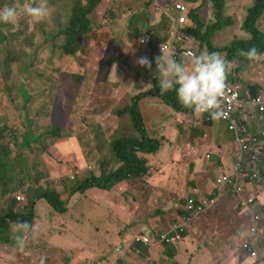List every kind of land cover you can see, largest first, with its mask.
I'll use <instances>...</instances> for the list:
<instances>
[{
  "label": "crops",
  "instance_id": "obj_1",
  "mask_svg": "<svg viewBox=\"0 0 264 264\" xmlns=\"http://www.w3.org/2000/svg\"><path fill=\"white\" fill-rule=\"evenodd\" d=\"M102 1L104 11L101 19L109 2H112ZM148 1H119L126 11L123 7L120 16H114V20L117 18L125 22L123 30L118 24L112 34H99V29L106 27L103 24L99 29L91 31L95 39L98 36H102V39L117 38L118 42L124 43L123 46L118 45L116 54L109 53L108 42L106 48L99 50H78L79 55H73L76 58L67 65L70 70H78L90 78L94 76L95 84L108 88L105 91L109 96L108 105L97 103L94 109H85L92 113L83 112L86 119L84 126L92 127L90 137L94 151H97L104 137L119 138L132 134L134 128L129 113L119 117L113 111L119 106L126 107L136 95L151 89L155 77L160 79L151 57V67L147 68V72H144L145 67L137 63L139 57H147L149 52L139 48V42L133 41L135 38L128 34L142 35L141 30L136 32L134 28L139 18L147 21V14L143 10H146ZM129 4H135L134 8ZM112 7L117 6L112 4L108 8ZM150 12L148 9V15ZM66 19L64 16L62 21ZM164 19L157 15L151 20L149 18L148 23L155 25L164 22ZM41 20L39 23L44 25V33L50 34L52 39H60L54 21L48 17ZM58 21L61 22V19L55 20ZM165 22L168 30L171 23ZM121 31L125 33L123 36ZM59 34L62 37L64 30ZM160 41L165 42L164 38ZM108 54L114 57H109L105 68L100 71V56L103 61ZM126 59L135 69L127 68ZM110 61L112 65L106 68ZM263 62L264 53L258 55L253 63L261 69ZM190 66L189 63L187 67ZM136 69L143 72H138L141 77L135 81L130 77V72L135 75ZM250 70L252 78L249 81L242 83L237 77L243 97L250 95L252 86L257 88L258 94L264 96V74L255 67ZM239 72L240 68L238 75ZM105 74L108 76L107 81L98 83L97 80ZM0 100L3 101L1 97ZM85 101L87 99L83 97L79 104L83 105ZM3 108L0 110L2 113ZM139 108L149 135L162 141L156 151L140 152L147 164L149 160L154 162L153 165L148 164L149 172L117 183L111 190L92 187L84 193H76V196L73 194L76 198L72 204L75 202L78 205H68L70 207L65 213H53L44 200H38L31 227L26 228L14 222L7 232V242H0V264H151L156 261L164 264H264V153L253 167L251 162L245 160V168L249 173H237L234 165L241 153L240 144L235 133L228 129L227 123L220 117L202 115L192 110L178 112L155 96L141 99ZM243 111L239 117L248 124L249 131L258 138L264 137V114H257L250 121V107ZM79 143L75 137H69L50 144V153L47 155H70L71 165L67 158H57L64 163L60 168L54 167L46 158L47 165L52 169L47 168L50 171L47 177L41 176L43 182L47 179L55 182L58 176L67 175L76 165L83 167L87 175L90 171L86 169L88 165H91L93 172L100 174L98 164L86 161ZM185 151H188V155L184 157L182 152ZM256 166L263 168V173L261 171L257 177H251ZM36 173L37 170H33L28 175L34 176ZM223 174H228L232 182L221 186L217 179ZM188 197L215 199L212 205L202 211L189 212L185 209ZM250 197L252 201H249ZM80 203L85 206H80ZM173 214H177V220H174ZM176 222L185 226L182 238L176 243L159 242L158 233L172 231ZM135 233L149 235L152 242L149 245L136 242L133 240ZM244 243H249L248 247L256 251L257 256L244 248ZM132 247H140L144 255L139 254V248L133 252Z\"/></svg>",
  "mask_w": 264,
  "mask_h": 264
},
{
  "label": "rangeland",
  "instance_id": "obj_2",
  "mask_svg": "<svg viewBox=\"0 0 264 264\" xmlns=\"http://www.w3.org/2000/svg\"><path fill=\"white\" fill-rule=\"evenodd\" d=\"M111 1L113 2L112 4H114L115 6H120V2H114L115 0ZM63 3L64 0H60V2L55 5V8H60L61 10H63L65 7ZM252 3V0H225L223 16L225 18H231L232 24L217 33H213L211 41L214 46L219 48L230 45L234 38H239L241 40H248L250 38V35L244 32L241 29V26L246 18L247 9L252 5ZM57 9L53 11V14L54 12L57 14ZM107 9L108 7L106 8V10ZM124 9L126 11L125 7ZM150 10H152V8ZM103 11L104 4L102 1V3L89 15V20H92L91 30H97L102 27L103 24H105L106 27L100 28L99 34L108 33V35H110L111 32H114L113 28L118 24L123 30L125 22L120 21L119 19L114 20L110 17L107 18L104 15L101 19L100 17L103 14ZM143 12H147V10H143ZM201 15L202 18L205 19L206 24L214 22L215 18L213 14L212 4L210 5L208 3H205L201 10ZM64 16L67 17L66 21H62V18ZM153 17H155L154 14H152V19ZM149 18L150 16L148 15V20ZM25 19L26 20L23 21L18 31H11V25L7 26L8 28L4 27L3 32L0 31V34H4V38H0V96L3 98L4 101L3 102L0 100V110L5 106L7 108H3V113L0 111V143L2 145H10V139L12 138L11 135H9L10 130H13L16 135L20 138V140H24L25 137H29V135L27 134L28 129L36 130L42 133V136H40L42 139L41 144L33 143L29 147L23 146L18 149L12 148L11 156L14 157L15 155H17L19 157L15 160L16 167L14 169L18 173V176L23 175L25 171L28 172L36 169H39L43 173L47 174V168L51 170L52 167L47 165L46 158L54 165V167L60 168L64 163L58 160L57 158H63V160L67 158L68 164L71 165L70 159H72V157H70V155H47V137L49 135L48 132L50 123L52 124V126H63L66 128L70 127V120L66 118V114L71 112V103L74 101L77 95L81 96L77 98L76 101H74L75 108L79 110V112H77L76 110V119L78 120V122L82 123L86 121V119L83 117V112L86 111L85 109L90 108L91 110L98 106L99 103L108 105L109 102L108 93L105 92L108 89L107 87L99 86L101 84H95L96 81L92 80V78L85 75V73L82 74V72L78 70H70L67 68V65L70 64L72 60L79 55L78 53L76 54V57H73L72 55L68 54H59L53 59L51 51L49 50L47 44L64 49L65 45L63 44L68 43L65 37H62L58 40L51 39L50 37L48 38V36L46 38V34L44 33L43 28L44 25L40 24L39 20H34L29 16H26ZM60 19L61 22L58 21L57 25L54 26L57 28L67 27L68 23L70 22L68 13L66 12V15L61 16ZM26 22L30 25V27L26 25ZM40 22L43 21L41 20ZM136 25L137 26L134 28L135 31L137 32L138 30H141L142 35H133L130 33L128 34L135 38L133 41L139 42V48H145V50L149 52V55L147 56L148 60H150V57L151 60H154V58L157 57L160 53L159 47H157L158 44L162 42L160 41V39L164 38L165 40V38L167 37V27L165 19L164 22L162 21L161 23L150 25V23H147L146 19L143 20V18H139ZM258 27L261 31L264 32V14L259 20ZM187 33L188 32H186L185 40L182 43L183 48L185 50L190 48L192 50V53H198V49L195 48L199 41L196 42ZM120 34H122L123 36V34L125 33H122L121 31ZM100 37L98 36V38L95 39L89 35V37L87 36L86 38H83L79 42L77 47L81 46V52L85 48H95V50H99V48H106V45L109 42V53L116 54L118 50V45H124V43L118 42L117 38L109 39L108 37H105L104 39H102ZM120 40L122 41V38ZM69 43H71V41ZM142 43H144V45ZM34 49L35 52L39 51L36 49H40L41 51L37 54L34 52ZM200 49L203 51H207L208 48L200 45ZM221 55L226 61L229 62L228 72L226 75V80L229 82L235 80L236 82H239L238 80H240L242 83L243 81H249L250 78H252L250 74L251 67H255L256 69H258V71L264 74V62L261 63L260 69L253 63L255 59L246 58L245 61L236 58L229 59L226 52L221 53ZM109 57L114 56L108 54L103 59V61L101 60L102 56H100L99 65L102 63L100 71H103V69L105 68L106 63L108 62L107 59H109ZM184 61H186V59H184ZM126 64H128V69H135V67L129 65L130 63L128 60L126 61ZM239 68L241 72H239L238 75ZM145 71L147 72V68H145L144 72ZM246 71L247 73L244 75ZM138 72L143 71L141 69H136L135 75L130 72V77H132L135 81L141 77L140 75H138ZM62 77L65 80L66 85L65 87H60L61 90L60 92H58L59 99L56 101V106H63L66 110L64 111L65 114L61 117V119L60 117L58 119H55L54 117L57 114L52 115L53 104L50 105L49 100L53 91L55 81ZM107 79L108 76L107 74H105L100 80L97 81L98 83H101L106 82ZM87 80L89 81L86 82ZM39 82L43 83L42 87L39 86ZM25 95L29 97L27 100H25ZM83 97L86 98L87 101H85L83 105H80L79 102L83 99ZM90 100L92 101L90 102ZM119 107L116 108L123 109L125 106H122L121 108ZM88 113H92V111L85 112V114ZM27 114L29 115V117L27 116ZM35 117L39 118L38 121L43 120L41 123L44 126L41 125L38 121H36ZM29 119L31 121H29ZM130 131L131 130H129L128 132ZM95 132L97 135V131ZM127 136H138V134H136L135 131L132 129V134H128ZM159 140L161 143V139ZM182 153L184 157L188 155V151ZM153 163L154 162H152L151 160L148 161L149 165H153ZM39 166H41L42 168H39ZM22 168H24L25 170H23ZM8 175V173H5L3 175H0V178L6 179ZM21 179H23L24 181H29L32 178L30 176H22ZM126 179L121 180L120 182H118V184L126 182ZM17 195L20 198L21 195L24 194L21 191H18ZM75 196L72 195L71 197H68V205L72 204V202L76 198ZM24 197L25 198L23 200L19 201H22V203L26 202L28 200V197L26 195H24ZM250 198L253 200L252 197ZM4 199H14V196H5ZM178 200L175 201L173 204H176ZM74 204L76 203L74 202L72 205ZM4 205L5 203L1 202V206L3 209H1L2 213L7 212ZM76 205H78V203ZM80 206L84 207L85 204L80 203ZM173 215L174 220H177V214ZM85 222L88 223L87 221ZM136 248L140 249L139 254H143L140 247H132L131 250L135 252Z\"/></svg>",
  "mask_w": 264,
  "mask_h": 264
},
{
  "label": "trees",
  "instance_id": "obj_3",
  "mask_svg": "<svg viewBox=\"0 0 264 264\" xmlns=\"http://www.w3.org/2000/svg\"><path fill=\"white\" fill-rule=\"evenodd\" d=\"M121 0H115L114 2H119ZM186 2L191 5H201L202 7L194 6L189 10L188 18L190 19L191 27L189 32L199 40L201 46L206 45L211 52L215 51L218 53H227L229 59L236 58L244 60L246 57L243 55V52H246L250 47L256 48L259 54L264 53V32L261 31L258 27V23L260 18L264 14V0H252V5L247 9L246 18L242 23L241 29L250 35L248 40H241L239 38H235L230 45L220 48H213L210 38L215 32H219L225 29L227 26L232 24L231 18H225L223 16V11L225 7V0H160L161 4L167 5L169 8H172L178 2ZM204 1V2H203ZM39 0H36L35 3H38ZM34 3V4H35ZM102 3V0H64V9L55 8L56 3L49 2L47 4V8L51 9L48 11L49 19L53 20V25H57L55 20H60V17L66 15V12L70 18V24L68 27H55V30L58 31V38L65 37L68 41L67 44H63V48H57L55 46L49 45V50L53 52V59L59 55L58 53L68 55H75L80 47H77L79 42L82 40V35L91 32L89 29L90 20L88 16L93 12L95 8H97ZM113 2L109 3L107 7H110ZM212 4L213 14L215 21L209 24H206L205 19L199 15V11L203 8L204 4ZM58 4V3H57ZM149 4H153V0H149ZM17 6V0H0V6ZM57 9V14L53 11ZM121 6L112 7L105 10L104 16L110 17L114 19L113 16L119 17L121 12ZM11 25V29L18 31L14 27V24L0 23V31L3 32L4 27ZM66 28V29H65ZM113 28V26H112ZM64 30V35L60 37V31ZM114 30V28H113ZM4 35V34H3ZM2 34H0V38H4ZM50 37V34L46 35V38ZM71 41V43H69ZM41 50L39 49V52ZM177 59V57H176ZM180 58L177 60L179 61ZM112 65V61L108 67ZM94 77L92 78V80ZM57 80L55 81V83ZM39 86H43L42 82H39ZM257 88L252 87L250 89V97L253 98L258 93L256 92ZM148 96H155L161 99L168 106H172L176 111L185 113L189 110V108L183 107L176 99L175 91L167 90L160 91L159 88V78H154L153 87L143 93L136 95L131 103L127 105L124 109H117L113 111L115 116H122L126 113H129L131 117V125L136 131L138 136H122L119 138H108L104 137L103 142L100 143L99 147H97V151H94L93 140L90 137V130L92 127L84 126L82 122H78L77 110L74 105L71 106V112L68 113L67 119L70 120V127L63 126H52L49 124V129L51 130V134L57 137H68L75 136L76 140L82 147L85 155L86 161L89 164L96 163L100 167V174H96L93 170H90L88 175L84 176L82 179L75 180L73 184H69L67 187V191L69 194H74L75 192L84 193L86 190L92 187H99L102 189H111L114 184L120 182L121 180L140 177L149 171V166L147 164V160L145 157L140 156V152L142 153H150L157 150L160 143V138L152 137L149 135V132L146 128L144 118L141 114L139 108V101ZM28 99V96L25 100ZM50 103L54 102V94L51 95ZM248 105H243V109L247 108ZM77 110V112H76ZM244 112V111H243ZM206 114H209L208 112ZM29 117V115L27 114ZM236 118H239L238 112L234 115ZM256 118V116H255ZM28 119V118H27ZM36 121L39 120L38 117H35ZM64 120V119H63ZM29 121H31L29 119ZM41 121H38L41 125H43ZM44 126V125H43ZM64 130V131H63ZM35 131L38 135L42 136V133L28 129L27 134L29 137H25L24 140H20V138L16 135L13 130H10L9 135H11L10 145H2L0 143V175L5 173H13L16 172L14 169L16 167L15 160L19 157L15 155L12 157V148L18 149L20 147H29L33 143L41 144L42 139L38 138V136H34ZM66 131V132H65ZM15 135V136H14ZM34 136V137H33ZM259 139L264 140L263 136H260ZM49 145H47L48 148ZM94 153V154H93ZM264 153V150L262 151ZM22 156V155H21ZM259 156V154H258ZM247 161L252 163V167L255 165V161L253 159H248ZM251 167V168H252ZM25 170L24 168H22ZM95 171V170H94ZM263 173V168L260 167ZM108 172V173H107ZM25 174H29V172L25 171ZM39 179V176H38ZM1 184H7L1 182ZM264 189V188H262ZM9 189H4L3 193L6 194L9 192ZM28 194L30 196L29 207L26 213H20L13 211L15 199H12L9 202V210L6 213H2L0 211V241L6 240V233L9 228V223L11 221L20 220L23 224L30 225L33 212L35 199L45 198L46 201L52 205L57 211L65 212L67 210L66 200L61 198L59 191L56 187L48 184L47 186L37 185L36 187H29ZM1 198V197H0ZM1 206V199H0Z\"/></svg>",
  "mask_w": 264,
  "mask_h": 264
},
{
  "label": "clouds",
  "instance_id": "obj_4",
  "mask_svg": "<svg viewBox=\"0 0 264 264\" xmlns=\"http://www.w3.org/2000/svg\"><path fill=\"white\" fill-rule=\"evenodd\" d=\"M17 1H18V7L15 5H13V6H0V23L14 24V27L16 29H19V27L21 26V24L25 20L26 16H29L32 19L37 20V21L46 17L48 15V11L51 10V9L47 8V1L54 2L56 4L60 2V0H39L38 3H35L36 0H17ZM178 3H180L183 6V9L177 11L175 6H173L172 8H170V12L168 14L163 11L162 8L166 7V5L161 4L160 0H153V4L151 5L152 7L150 6L149 1H148V5L145 8L147 11H148V9L152 8V10L150 12L151 15H149L150 20L152 19V14H154L155 16L160 15L161 18L165 17V21H169L171 23L168 30H167V37L165 39V42L160 43L157 46V47H159V52L162 55L163 54H168V55H166V56L159 55V56L154 58L156 69H157V72H158L159 77H160V79H159L160 91H167V90H173L174 89L176 99L183 107L192 109V111L194 113H200L202 115L206 114L208 112L210 114V116L215 117V118H218V117L221 118L222 113H221V109H220L219 97L222 96L223 89L227 86H238L239 91H240V98H242L244 101H250L251 99L258 97V96H261L264 100V96L262 95V93L257 94L253 98H251L250 95L247 98H244L242 95L241 84L239 82H236V80L232 81V82H226V75L228 72L229 62L226 61L220 53L215 52V51L211 52L206 45H204V46L208 48L207 51L201 50L200 49L201 44H199L200 42H198L199 40H197L189 32V29L191 27L190 19L188 18L189 10L191 8H193L194 6H196V7H202V6L201 5H191L190 6L186 2H181V1ZM134 6H135V4H133L132 7L134 8ZM122 10H123V6H121V10H120L121 13H122ZM201 10L199 11V15H201ZM146 14H147V23H148V21H149L148 20V13L146 12ZM18 16H20L19 19H17ZM180 17L184 18L183 22H181L179 20ZM201 17H202V15H201ZM113 18H114V16H113ZM88 19H89V16H88ZM91 21L92 20H90V24H89L90 30H91ZM210 23H212V22H210ZM26 25L28 26V24H26ZM227 27H229V26H227ZM11 31L15 32V30H11ZM186 32H188L187 34L190 35L191 38H193L196 42H198L197 46L195 48V49H198V53H192V50L190 48H188L186 50L183 48L182 43L185 40ZM90 33H92V32L84 34L85 38L87 36L89 37V35L92 36ZM176 35L180 36V39H177ZM212 37L213 36H211V38ZM43 38H44V34H43ZM211 38H210V42H211L213 48H218V47L214 46V44L211 41ZM165 44H167L168 48L162 50L161 48ZM48 48H49V45H48ZM36 50H39V49H36ZM34 52H35V49H34ZM35 53L38 54L39 51L35 52ZM51 54H53V52H51ZM58 54H60V53H58ZM63 54H65V52H63ZM243 55L246 58L255 59V58H257L259 53L257 52L256 48L250 47L246 52H243ZM176 57H177V59L180 58L179 61L176 59ZM184 59H186V61H184ZM137 63L139 65L145 67V68L151 67V62L148 60L147 57H144V56L139 57L137 60ZM189 63L191 65L190 68L187 67V65ZM106 68H109L108 65L106 66ZM65 85H66V82L62 77V78L57 80V82L54 84V87H53V91L51 94V95L54 94L52 115L57 114L54 117L55 119H58L59 117L61 119V117L65 114L64 111L66 109L63 106H60V107L56 106V101L59 99L58 92H60V90H61L60 87H65ZM149 86H151V85L149 84ZM252 87H255V86H252ZM80 96L81 95H77L75 97L74 101H76L77 98H79ZM24 97L26 98L27 95H25ZM74 101L71 103V106L74 105ZM50 105H52V103H50ZM4 109H7L6 106L4 107ZM243 110L244 109L242 107L241 113L239 115H242ZM250 112H252L254 114V118H255V116H257V114H262V115L264 114V110L259 111L258 107H250V111L248 112V114ZM67 115H68V113L66 114V116ZM239 119L242 120L240 117H239ZM221 120L227 123L228 129H229V122L223 120L222 118H221ZM251 120L252 119H250V121ZM179 123H182V121H180ZM83 124H85V122ZM86 127H87V125H86ZM247 127H248V124H247ZM51 130H53V129H49V132H48L49 135L47 137L49 146L51 143H58L60 141V139H62V138L75 137V136H68V137L53 136L51 134ZM33 132H34V136H38V138H40V135H38L35 131H33ZM248 132H249L251 137L255 138V140H254L255 144H256L255 146L259 149V153H258L259 156L257 155V158L255 160H253L257 163L260 160V155L262 154V149L264 147V140H261L258 137H256L255 135H253L249 131V127H248ZM235 137H236V135H235ZM49 146H48V148H49ZM240 148H241V146H240ZM46 153L47 154L50 153L49 149ZM241 153L243 155L242 150H241ZM240 154L237 156V160H238V157L240 156ZM246 159L247 160L251 159L249 154H246L243 157L242 167H243L244 171L239 172L238 170L235 169L237 171V173H245V174L249 173L245 168V160ZM236 162L237 161H235V164H236ZM86 169L91 170L92 169L91 165H88ZM36 170H37V173L35 174V176L28 175L25 173L21 176H18L17 172H13V173L8 172L9 175L6 179L0 178V197H1L0 199H1V202L5 203L4 207L6 208L7 211L10 208L9 202L12 199H4L5 196L6 197L7 196H14L15 204H14L13 211L20 212V213H26L28 210L29 201H30V196H29L28 191H27L28 188L29 187H36L37 185L47 186L48 184H51L52 186L56 187L59 191H61L60 196H61V198L66 200V203H67L66 205L68 208L69 207L68 206V197H71L73 195V194H69V192L67 191L68 185L73 184L74 181L80 179V177L83 178L84 176L87 175L86 172L83 171V167H79L78 165H76V168L73 167L72 171L70 173H68L67 175L58 176L56 178L55 182H51L50 179H47L48 181L43 182L44 179H42L41 176L43 175V176L47 177L48 174H50V171L47 170V174H45L42 171H40L39 169H36ZM28 172H32V171H28ZM254 172L259 174L260 168L258 166H256L255 169H253V171L251 173V177H257L258 176V175L254 176L253 175ZM84 174H86V175H84ZM22 176H30L32 179H30L29 181H24L23 179H21ZM38 176H39V179H38ZM1 182L7 183V184L2 185ZM114 186H115V184H114ZM4 189H9L10 191L7 192L6 194H4L3 193ZM111 189H109V190H111ZM18 191H21L24 195H26L28 197V200L26 202L22 203V201H19V200H23L25 197H24V195H21V197L19 198V196L17 195ZM76 193H80V192H75L74 194H76ZM189 198H194V197H188L186 200L185 209L189 212H199V211H202L203 209L207 208L210 205V204H207L203 209H200V210H198L196 207L193 208L192 210H188L187 204H188ZM201 198H206V197H201ZM211 198H214V197H208L207 199H211ZM41 199L44 200V203H46V205L51 207L53 213H57V212L58 213H65L66 212V211L65 212L57 211L52 205H50L46 201L45 198H38V199H35V205L33 208L34 209L33 218L35 217L36 203L38 200H41ZM199 199H195L196 202H198ZM213 202L211 203V205L213 204ZM1 209H2V206H0V211H1ZM33 218H32V220H33ZM14 222H19L23 226H25L26 228L31 227V223H30V225H26V224H23L20 220H15V221H11L9 223V228H8L7 232L10 230L11 224ZM252 230L253 231L255 230L254 226L252 227ZM172 231L158 233V235H157L158 241L159 242H165V243H176L177 241H179L182 238V234L185 231V226L183 224H180L179 222H176L173 225ZM177 234L179 235V237H176ZM162 235H164V237H162ZM6 236H7V233H6ZM140 236L147 237V239H148L147 242L142 241V240H137L136 237H140ZM133 240H135L136 242L142 243L144 245H149L152 242V239L150 238V236L145 234V233H135L133 235ZM0 242H7V241L1 240ZM245 244L247 246H245ZM248 245H249V243H244V248L250 250L252 255L257 256V252L254 250H251L248 247ZM151 264H164V263L156 261L155 263H151Z\"/></svg>",
  "mask_w": 264,
  "mask_h": 264
},
{
  "label": "built area",
  "instance_id": "obj_5",
  "mask_svg": "<svg viewBox=\"0 0 264 264\" xmlns=\"http://www.w3.org/2000/svg\"><path fill=\"white\" fill-rule=\"evenodd\" d=\"M175 8L178 10H182L183 6L180 3H176ZM165 13L170 12V8L166 5V7L162 8ZM179 20L181 22L184 21L183 17H180ZM177 36V35H176ZM177 39H180V36H177ZM168 46L165 44L161 49H167ZM219 103H220V109H221V118L225 121L229 122V130H232L235 135L237 141L240 143L241 150L243 152L238 157V160L234 166L236 170L239 172H243L244 169L242 167V161L243 157L246 154L250 155V158L255 160L257 158V155L259 153V149L255 146V138L251 137L248 132L247 124L245 123V120H240L239 118H236L234 115L238 112V114L241 113V108L243 105H248L249 107H258L259 111L264 110V100L261 96L255 97L251 99L250 101H244L242 98H240V91L238 86H227L223 89L222 96L219 97ZM249 119L254 118V114L250 112L248 114ZM254 176L257 175L256 172L253 173ZM217 182L219 185L224 186L227 183L232 182V178L228 174H223L220 177H218ZM214 201V198L207 199V198H200L198 202L194 198H189L187 208L188 210H192L193 208H197L198 210L203 209L207 204H211ZM249 201H252L250 198ZM164 237V235H162ZM176 237H179L177 234ZM137 240H142L147 242V237L140 236L136 237ZM245 246H247L245 244Z\"/></svg>",
  "mask_w": 264,
  "mask_h": 264
}]
</instances>
